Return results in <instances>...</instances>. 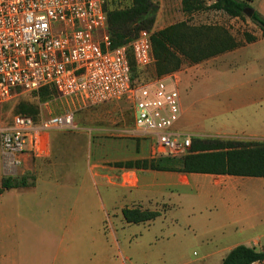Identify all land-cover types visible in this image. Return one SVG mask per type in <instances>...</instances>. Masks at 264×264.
I'll return each instance as SVG.
<instances>
[{
  "label": "rangeland",
  "instance_id": "obj_1",
  "mask_svg": "<svg viewBox=\"0 0 264 264\" xmlns=\"http://www.w3.org/2000/svg\"><path fill=\"white\" fill-rule=\"evenodd\" d=\"M105 1L109 10L126 8L132 4V0ZM154 1L158 8L152 32L186 21L192 26L225 27L240 43H246V33L255 36L262 33L259 25L246 13L233 17L224 10L209 8L215 0H197L196 4H201V9L191 13L183 11V0ZM244 1L247 2V7L264 13V0ZM262 49L264 48L260 45L247 46L237 54L228 53L224 58H209L200 63L185 59L181 68L176 71L180 79L179 91L188 111L187 122L183 130H179L185 133L247 136V122L252 119H264V100L258 101L252 108L246 105L250 98V83H264ZM251 68H257L255 73ZM155 73L156 68L143 76L147 78ZM21 100L38 104L41 99L35 94L26 93L8 101L3 109L8 119H12L13 111ZM67 110L75 111L76 128L54 130L52 136L56 147L61 137L78 135L74 139L78 142L73 146L75 151L70 150L64 160L76 163L81 172H84L86 165L91 161L88 157L89 149L94 148L95 153V142H102L101 146H96L102 152L99 159L104 164L112 165L115 154L113 151L119 147L127 151L129 144L138 139L132 132L133 109L125 100L83 107H74L70 99L61 97L49 100L47 112L59 114ZM260 131L264 133V129ZM214 137L231 138H207ZM232 139L252 140L242 137ZM128 156V151L123 153V158ZM38 160L36 157L28 158L20 164L18 172L9 175L3 170V155L0 151V189L3 188L2 179L6 177H13L14 180L26 178L27 183L32 184L37 174L34 169L28 170L27 167L35 165ZM93 160H96L95 157ZM208 178L206 180L209 183L201 195L183 198L182 213L176 210L178 202L173 198L167 200L168 207L162 205L164 208L162 207L159 217L140 223H129L125 218L121 222L119 219L115 220L113 215L119 213L120 217L121 206L134 207L132 190L113 187L100 180L95 184L94 181H89V178V184L86 183L83 188L90 189L98 202L97 211L92 212L99 213L96 221H99L103 228L118 226V238L122 240L124 257L131 258L127 260V264H220V256L225 257L236 245L244 244L258 250L264 249V177H244L234 184L238 190L227 194L226 198L222 194L225 183L217 184L213 178ZM80 186L77 185L76 188ZM114 191L118 194L117 198L107 199L110 193L115 195ZM26 193L27 191L20 187L3 189L0 195V212L5 207V213H0V244L8 251L14 246L16 249H12L13 251L24 253L27 257L34 252L36 245L43 241L36 227L47 217L44 213H16V209L11 210L12 204L16 205ZM208 193L210 199L206 201L203 197L208 196ZM209 252L213 254L208 258ZM253 264H264V261Z\"/></svg>",
  "mask_w": 264,
  "mask_h": 264
},
{
  "label": "built area",
  "instance_id": "obj_2",
  "mask_svg": "<svg viewBox=\"0 0 264 264\" xmlns=\"http://www.w3.org/2000/svg\"><path fill=\"white\" fill-rule=\"evenodd\" d=\"M153 32L139 31L114 47L105 0H0V151L9 169L49 151V134L75 129V111L4 114V105L26 93L54 88L75 106L125 100L134 113L135 137L150 138L158 156L191 152L192 135L175 128L181 114L177 72L156 68Z\"/></svg>",
  "mask_w": 264,
  "mask_h": 264
},
{
  "label": "crops",
  "instance_id": "obj_3",
  "mask_svg": "<svg viewBox=\"0 0 264 264\" xmlns=\"http://www.w3.org/2000/svg\"><path fill=\"white\" fill-rule=\"evenodd\" d=\"M261 14L264 15L263 11ZM257 37L256 41L245 43L234 50L210 59L216 58L215 60H218L224 58L228 53L237 54L247 46L260 45L264 48V38L261 34L257 35ZM262 52L264 53V49H262ZM251 69L253 73L257 70V68ZM248 90L250 98L247 100L246 105L249 108L256 106L258 101L264 100V83L251 82ZM30 94H35L39 98V92ZM54 97L61 96L56 93ZM180 101L181 114L175 124V128L183 130V126L187 122L188 111L185 108L181 93ZM38 102L39 116L41 114L43 116L53 114L49 111L47 112L49 101L40 100ZM71 104L75 107L72 101ZM246 129L249 133L247 136L225 133L211 135L201 132H189V134L192 137L198 136L202 138L224 136L264 140V133L260 131V129H264V119L260 121L257 119L250 120L246 124ZM52 132L49 134L48 154L43 157H36L39 160L35 165L27 167L28 170L34 169L36 171L37 177L35 181L32 184L20 186L27 193L22 196V200H19L16 205L12 204L11 207L12 211L14 209L17 210L16 213H44L47 219L41 221V225L36 227L37 232L42 235L43 241L40 242V245L37 244L34 252L27 257L24 256V253L19 254L13 251L12 249H16L14 246L8 251L5 246L0 244V264H127V260L131 258L129 256L124 257L122 240L118 238V226L103 228L102 224L100 225V222L96 221L99 213H92L97 211L98 202L91 194L90 189L86 190L83 188L86 183L89 184L87 178H89V181H94L95 184H98L97 182L100 180L113 187L128 188L134 193L132 206L159 210L161 213L162 205L168 207L167 200L173 198L178 202L176 210L181 212L183 209V198L201 195L204 187L209 183L206 180L208 177L213 178L217 184L225 183L222 193L225 198L227 194L235 193L238 190L234 184L244 178L243 176L226 174H200L151 168H128L116 164L127 160L156 157L153 152V142L146 137H136L139 140H133L132 144H129L127 151L130 156L126 158H123V153L127 151L121 147L115 149L112 161L114 164L112 165L104 164L99 159V155L102 152L96 146H101L102 142H95V153L94 148L92 150L89 149L88 157L91 161L86 165L87 168L84 169V172H81L76 163L64 160L69 155L70 150L75 151L73 146L78 142L74 141V139L78 135L72 134L73 136L71 135L70 137H61L55 147L56 144ZM94 157L96 160H93ZM4 158L6 156H3ZM18 168L9 169L3 162V170L9 175L18 172ZM86 176L88 177L86 178ZM77 185L81 186L77 189ZM2 191L0 189V195H2ZM114 192L115 195L110 193L107 199L117 198L118 194L116 191ZM209 196L210 193H208V196L204 195L203 199L208 201L210 199ZM124 208V206H121L122 213H120V217L119 213H113L115 220L123 221ZM4 209L5 207L1 209L0 213H5ZM212 254V252H209L207 257H212ZM223 258L220 256V259L223 260Z\"/></svg>",
  "mask_w": 264,
  "mask_h": 264
},
{
  "label": "trees",
  "instance_id": "obj_4",
  "mask_svg": "<svg viewBox=\"0 0 264 264\" xmlns=\"http://www.w3.org/2000/svg\"><path fill=\"white\" fill-rule=\"evenodd\" d=\"M197 0H183V11L191 13L201 9ZM224 10L230 16L240 17L245 13L244 0H215L208 6ZM158 4L154 0H132V4L122 9H107L109 29L113 46L129 43L140 30L153 29ZM251 18L259 25L264 38V15L254 11ZM257 36L246 33V43L256 41ZM153 50L156 70L159 75L178 71L185 59L200 63L245 44L240 43L228 29L218 25L192 26L186 21L154 31ZM144 74L132 60L133 79L144 78ZM56 90L44 87L39 91L41 101H49ZM16 113L39 117V105L26 100L15 108ZM118 166L128 168H151L185 173L226 174L243 177H264V140H237L232 138L192 137L191 152L179 156H158L151 159L127 160ZM28 185L26 178L14 180L3 178V189ZM2 189V190H3ZM123 215L129 223H140L156 219L159 210L125 207ZM264 261V249L239 244L223 258L221 264H253Z\"/></svg>",
  "mask_w": 264,
  "mask_h": 264
},
{
  "label": "water",
  "instance_id": "obj_5",
  "mask_svg": "<svg viewBox=\"0 0 264 264\" xmlns=\"http://www.w3.org/2000/svg\"><path fill=\"white\" fill-rule=\"evenodd\" d=\"M244 11L250 17V16H252L254 9H252L250 7H246Z\"/></svg>",
  "mask_w": 264,
  "mask_h": 264
}]
</instances>
